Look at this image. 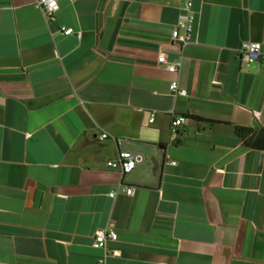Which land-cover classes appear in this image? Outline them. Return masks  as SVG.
<instances>
[{"label":"crops","instance_id":"0c3cea01","mask_svg":"<svg viewBox=\"0 0 264 264\" xmlns=\"http://www.w3.org/2000/svg\"><path fill=\"white\" fill-rule=\"evenodd\" d=\"M185 1L59 0L48 25L0 0V264H96L102 228L112 264H264V150L235 132L264 127V57L236 54L264 53V0H189L182 46ZM170 108L188 118L174 138ZM123 147L146 157L125 180L106 166Z\"/></svg>","mask_w":264,"mask_h":264},{"label":"built area","instance_id":"2783aa9c","mask_svg":"<svg viewBox=\"0 0 264 264\" xmlns=\"http://www.w3.org/2000/svg\"><path fill=\"white\" fill-rule=\"evenodd\" d=\"M35 4L36 7L41 11L46 24L49 25L56 20L55 14L59 8V0H35ZM182 8L183 13L179 16L177 24L171 32V36L182 46H184L191 40L194 15L192 12V4L189 0H186L183 3ZM58 31L63 35H70L74 32L71 27L64 25L59 26ZM236 54L244 63L258 61L264 57V53L261 50V42L259 41L242 42V44L236 49ZM156 63L158 67H162L172 74H177L181 66V59L178 58L174 61H168L165 54L161 52L156 58ZM169 91L173 96L186 95V90L180 87L176 78H173L170 81ZM167 115L170 118V135L172 138H174L178 134L179 129L186 124L188 118L187 116L177 114L174 108L167 110ZM153 119L154 112H150L149 122H152ZM106 137V132L101 133L100 139H104ZM145 161L146 157L143 153L123 147L118 150V154L115 159H109L106 161V166L119 171L122 179L125 180L127 174L130 173L137 164L143 163ZM171 164H175V161H172ZM123 190L126 195L130 196L134 192V186L130 184H124ZM109 195L112 197L115 196V191H111ZM116 239V232L110 228H102L94 232L92 246L103 251L102 256L97 260L96 264H112L108 261L109 256H121L122 252L120 248L109 246V242L115 241Z\"/></svg>","mask_w":264,"mask_h":264},{"label":"trees","instance_id":"16d2710c","mask_svg":"<svg viewBox=\"0 0 264 264\" xmlns=\"http://www.w3.org/2000/svg\"><path fill=\"white\" fill-rule=\"evenodd\" d=\"M235 132L246 147L264 150V127L254 129L248 126H235Z\"/></svg>","mask_w":264,"mask_h":264},{"label":"water","instance_id":"95a60500","mask_svg":"<svg viewBox=\"0 0 264 264\" xmlns=\"http://www.w3.org/2000/svg\"><path fill=\"white\" fill-rule=\"evenodd\" d=\"M157 163H158V160H156L155 163H154V167L155 168L157 167Z\"/></svg>","mask_w":264,"mask_h":264}]
</instances>
